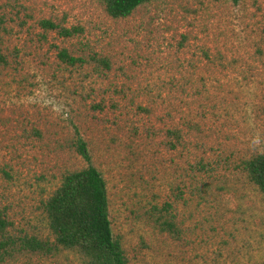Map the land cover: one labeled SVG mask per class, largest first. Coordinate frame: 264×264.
Segmentation results:
<instances>
[{"label": "rangeland", "instance_id": "1", "mask_svg": "<svg viewBox=\"0 0 264 264\" xmlns=\"http://www.w3.org/2000/svg\"><path fill=\"white\" fill-rule=\"evenodd\" d=\"M61 49L110 67H67ZM0 55V209L16 233L53 241L43 202L89 165L80 138L127 264L264 263V197L242 165L264 152V0H152L120 19L99 0H0Z\"/></svg>", "mask_w": 264, "mask_h": 264}, {"label": "trees", "instance_id": "2", "mask_svg": "<svg viewBox=\"0 0 264 264\" xmlns=\"http://www.w3.org/2000/svg\"><path fill=\"white\" fill-rule=\"evenodd\" d=\"M99 1L109 17L120 19L129 17L137 7L152 0ZM228 1L238 3L240 0ZM39 25L46 31H55L58 36L65 39L83 32L80 27H61L50 20H41ZM57 57L67 67L82 68L90 63H97L105 69L110 67L105 58L92 55L87 60L69 54L66 49H61ZM0 64H7L2 55ZM187 127L192 128L191 124ZM168 134L174 139L168 144L171 149H175L177 143L181 144L179 142L182 136L177 129L168 130ZM74 148L89 165L66 173L60 186L43 202V211L53 241L42 240L23 232L16 233L13 221L4 209H0V257L3 260L13 259L23 252L52 255L61 249H72L87 257L83 264H127L122 245L112 232L105 180L90 164L86 143L78 138ZM242 165L249 180L264 197V152L249 157ZM204 169V165H201L200 171ZM1 173L5 178L10 177L5 169H1Z\"/></svg>", "mask_w": 264, "mask_h": 264}]
</instances>
